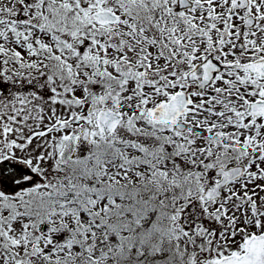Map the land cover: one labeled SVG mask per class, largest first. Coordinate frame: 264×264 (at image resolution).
Instances as JSON below:
<instances>
[{"label": "snow or ice", "instance_id": "obj_1", "mask_svg": "<svg viewBox=\"0 0 264 264\" xmlns=\"http://www.w3.org/2000/svg\"><path fill=\"white\" fill-rule=\"evenodd\" d=\"M0 264H264V0H0Z\"/></svg>", "mask_w": 264, "mask_h": 264}]
</instances>
